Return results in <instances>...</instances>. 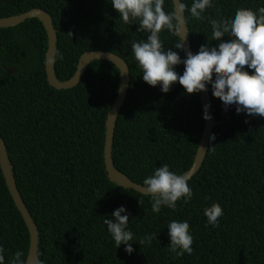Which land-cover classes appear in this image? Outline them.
<instances>
[{
	"label": "trees",
	"instance_id": "1",
	"mask_svg": "<svg viewBox=\"0 0 264 264\" xmlns=\"http://www.w3.org/2000/svg\"><path fill=\"white\" fill-rule=\"evenodd\" d=\"M182 2L190 9L193 0ZM260 7L264 0H213L203 20L186 10L191 52L218 43L212 41L210 20ZM34 8L52 18L55 74L61 82L73 76L88 51H108L127 63L130 84L114 130V167L139 185L165 163L185 173L204 126L199 93L186 94L177 82L165 94L143 81L131 51L133 41L147 39L138 25L124 24L109 0H0V18ZM164 8L173 11L172 0H165ZM160 38L166 49L179 41L167 31ZM46 50L47 36L37 19L0 29V136L39 232L37 264H264V117L237 114L233 105L225 120L224 105L208 85L211 112L223 123L214 127L215 140L188 181L192 198L178 201L175 210L153 213L148 196L111 183L104 167L105 121L117 96L119 71L110 62L93 61L77 86L56 90L46 79ZM183 70L176 67L179 74ZM213 203L223 210L215 228L204 215ZM121 206L134 233L131 255L124 245L116 248L103 224ZM172 220H188L191 255L167 250ZM145 234H156L150 247L139 244ZM0 246L6 264L17 251L27 257L28 230L1 170Z\"/></svg>",
	"mask_w": 264,
	"mask_h": 264
},
{
	"label": "clouds",
	"instance_id": "2",
	"mask_svg": "<svg viewBox=\"0 0 264 264\" xmlns=\"http://www.w3.org/2000/svg\"><path fill=\"white\" fill-rule=\"evenodd\" d=\"M109 2L124 24L138 25L137 31L147 37L146 40L131 43L134 60L146 84L159 86L166 94L178 82L189 95L207 91V86L211 85L212 94L219 97L226 109L234 105L237 114L264 117V7L257 11L240 8L230 18L210 20L212 41L218 42L216 46L204 44L196 54L187 51L186 59H181L176 50H185L182 36L185 18L182 14L187 10L193 19L203 20L206 18L205 11L213 6V0H193L190 9L178 0L176 8L179 14L166 11L165 0ZM162 31L178 36L179 41L166 49L160 38ZM179 65H183L182 74L176 71ZM203 118L209 119L210 113L205 111ZM209 140H215V135H210ZM188 181V175L171 171L165 163L144 178L140 192L150 198L153 213H160L162 208L175 210L178 201L186 202L192 198ZM204 215L207 224L215 228L219 226L223 210L218 203H213L204 208ZM111 217L105 218L103 224L107 226L116 248L124 245L125 252L131 255L134 233L129 228L126 208L119 207ZM167 229L170 238L167 250L176 256L184 253L191 255L193 236L188 220H172ZM154 236L156 234H145L139 239V244L150 247ZM4 252L5 249L0 246V264H6ZM7 264H28V260L24 252L17 251Z\"/></svg>",
	"mask_w": 264,
	"mask_h": 264
},
{
	"label": "water",
	"instance_id": "3",
	"mask_svg": "<svg viewBox=\"0 0 264 264\" xmlns=\"http://www.w3.org/2000/svg\"><path fill=\"white\" fill-rule=\"evenodd\" d=\"M176 2L178 3V0H172L173 11H176L179 14L178 9L176 8ZM182 15L185 18L184 13ZM30 19H37L42 24L47 36V50L45 53L44 70L48 85L50 87L56 90H68L74 88L80 83L86 72L88 65L93 61L110 62L119 71V86H118L117 96L110 110L107 113V117L105 121L103 162H104L107 178L111 183L115 184L118 187H122L128 190H133L134 192L141 194L140 192L141 185L133 182L125 174L119 172L114 167L111 157L116 121L118 118V114L126 101L129 90L130 74L127 63L119 56L108 51H88L80 56L76 67V71L73 74V76L70 79L61 82L56 77L55 66H54L56 46H57V35L53 27L52 18L45 11L38 8H34L19 15L0 18V29L14 28L22 24L26 20H30ZM182 36H184L183 39H184V47H185V50L182 52L184 59H186L187 51H191L186 22L184 24V27H182ZM50 59L52 61L51 63H49ZM3 69L9 74H14L16 72L14 68L3 67ZM199 98L201 102L202 115L205 111H207L210 113V118L209 119L203 118L204 126L200 136L196 154L193 159L192 166L185 173H183L189 176V180L200 170L204 162L210 142L209 136L211 135L214 127L223 123V121H217L213 113L211 112V101L208 92L207 91L200 92ZM206 105L208 106L207 108L205 107ZM222 105H224L223 102ZM223 108L224 110L221 113V115L225 116V120H227L229 118L226 115V113L228 112V108L226 109L225 106H223ZM0 170L3 175L8 192L13 200V203L16 206L17 210L19 211L28 230L29 248L26 257L28 260V264H37L38 249H39L38 248L39 232L17 189L15 177L13 174V166L10 163L6 151L5 143L1 138V136H0Z\"/></svg>",
	"mask_w": 264,
	"mask_h": 264
}]
</instances>
